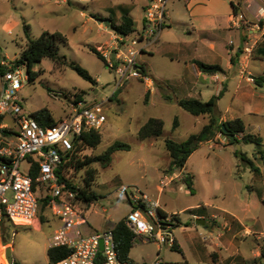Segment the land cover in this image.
<instances>
[{
	"label": "rangeland",
	"instance_id": "1",
	"mask_svg": "<svg viewBox=\"0 0 264 264\" xmlns=\"http://www.w3.org/2000/svg\"><path fill=\"white\" fill-rule=\"evenodd\" d=\"M143 1L0 0V57L7 62H12L26 44L25 26H28L31 38L38 37L44 30L59 31L66 37L65 43L57 41V51L59 55L65 56L67 62L58 65L50 58H43L35 63L33 69L41 72L33 81L27 80L18 92L23 109L30 114L47 109L58 121L69 114L70 102L75 92L83 91L86 99L95 97L100 100L109 97L113 89L114 73L89 47L113 35L114 31L106 27L100 18L111 13L113 19L118 21L120 12L117 6L123 5L129 7L131 15L138 20L142 14ZM174 1H168L166 8L169 11ZM171 27L174 28V24ZM177 30V35H182L181 29ZM248 46L250 57H256L253 51L255 45ZM70 64L86 69L96 82L83 78ZM262 64L264 62L261 61L253 64V70L264 71ZM132 81L109 97L104 109L106 121L101 131V142L97 148L83 152L86 155L99 154L116 139L130 145L129 150L113 152L108 167L103 168L99 163L89 166L95 169L93 190L99 195L86 214L88 223L92 226L105 224L108 228L126 217L132 206L129 195L135 188H140L149 195L156 194L162 172L171 173L168 170L169 155L164 147V139L170 137L183 140L187 133L196 129L192 124L194 117L183 109L179 110L188 117L181 116L180 127L172 129L171 123L176 112L163 109L158 104H145L143 86L133 84ZM1 87L0 80V90ZM94 89H97V93H94ZM150 116L162 117L165 121L163 133L156 138L141 141L137 138V130ZM245 119L249 130L264 135V119L255 120L251 115H247ZM221 138L224 143L227 142L224 135ZM239 145L238 148L237 144L224 146L220 142L217 145L204 142L190 154L185 165L193 175V193L186 188L182 180L183 174L180 173L169 185L174 190L165 188L162 191L160 203L176 211L185 206H189L187 209L202 206L194 212L205 214V222L197 223L192 218L191 211L177 212L181 221L175 226L174 235L178 239L180 250L168 245L159 247L152 241L135 240L129 252L132 264H153L155 261L158 264H226L221 258L238 250L245 256L252 255L251 249L256 247L257 241L247 234L245 238L242 237L219 251L213 244L218 229L212 225L209 217L212 211L219 214L220 219L222 215L229 213L241 218L253 215L264 223V203L260 200L264 197V145ZM235 149L245 152L258 169L252 170L248 163L234 154ZM27 166L26 162H22L21 171L26 172ZM83 173L84 169L74 173L73 178L81 183ZM122 185L128 187L129 195L118 190ZM245 204L251 207L250 213L241 209ZM223 209L228 212H223ZM37 219L42 226L39 229L35 223L17 228L11 224L0 225V264H9L4 256L5 248L11 246L7 244L10 242L14 245L11 255L15 264H46L44 245L51 231L49 216L39 209ZM85 226L87 224L81 228ZM230 234L232 232H228L224 238ZM258 241L264 243L262 240ZM218 251L221 257L215 261L213 253Z\"/></svg>",
	"mask_w": 264,
	"mask_h": 264
},
{
	"label": "built area",
	"instance_id": "2",
	"mask_svg": "<svg viewBox=\"0 0 264 264\" xmlns=\"http://www.w3.org/2000/svg\"><path fill=\"white\" fill-rule=\"evenodd\" d=\"M168 1L148 0L140 29H134L129 34H116L110 45L100 43L95 46L106 67L114 73L109 97L132 79H146L137 57L144 47L158 40L165 26ZM259 11L264 13V6H260ZM241 19V15L234 14V25L239 26ZM244 52H250L248 45L244 47ZM215 78L218 76L215 75ZM0 80V115L4 116L0 129L11 127L14 131L8 136L0 132V221L6 218L14 225L31 223L39 213L38 194L39 188L43 187L50 195L47 214L58 221L50 234L49 247L68 250L53 264H132L120 259L111 227L90 234L82 233L81 225L85 219L68 200L74 196V191L65 188V183L60 182L56 175V169L71 150L75 136L82 131H102L106 121L104 109L109 97L96 100L95 97L86 99L85 95L80 99L73 96L69 114L52 126H43L23 109L18 96L28 80L25 67L0 58ZM22 162L28 165L26 172L20 169ZM33 167L37 169L36 185L31 175ZM176 172L173 170L159 178L161 192L180 174ZM118 190L128 194L126 185ZM62 194L65 198L59 200ZM129 200L132 206L126 215V224L134 235L133 241H152L159 247L176 244L174 228L180 224L174 216L176 213L163 211L160 200L140 188L131 192ZM222 233L223 230H220L219 236ZM258 238L264 240V234ZM153 264L158 263L155 261Z\"/></svg>",
	"mask_w": 264,
	"mask_h": 264
},
{
	"label": "crops",
	"instance_id": "3",
	"mask_svg": "<svg viewBox=\"0 0 264 264\" xmlns=\"http://www.w3.org/2000/svg\"><path fill=\"white\" fill-rule=\"evenodd\" d=\"M147 3L148 0L143 1L142 14L138 20L131 15L129 8V13L135 21L134 29L142 27L143 10ZM233 4L236 8H234ZM260 6H264V0H175L172 2L171 10L167 9L165 26L161 30L158 40L144 47L137 57L146 74V79H135L134 81L136 82L132 81L133 79L130 80L133 84L137 85L138 83L143 86V102L145 104H158L163 109L176 112L178 116H175L179 118L178 126L173 127L172 120V129L180 127L181 116L188 117L179 110L182 108L178 105L177 100L181 98H197L206 101L216 96L215 104L220 116L219 120L221 121L240 117L245 124V117L247 115L253 116L255 120H263L264 81L261 84H256L254 76L264 75V71H254L253 68L255 66L253 64H256L258 61L263 63L264 59L257 55L256 57H250V52H244L246 45L251 44V47H254V45L264 39V13L259 11ZM234 14L242 16L239 26L233 23ZM171 24H174V28L171 27ZM177 29H181L182 35H177ZM115 36L116 33L113 32L110 38L102 42H95L93 46L95 47L100 43L110 45ZM253 60L255 63L252 64ZM197 61L206 64H217L222 70L213 73L203 71L197 65ZM262 65L264 70V64ZM215 75L218 76L217 79ZM130 81L127 83H130ZM146 92L148 93V98L145 102L144 97ZM163 94L171 95L172 99L166 100ZM192 116L194 117L192 124L196 129L193 132L187 133L185 139L190 134L197 133L208 122L207 115ZM158 117L162 118L161 116ZM163 122L165 126V121L163 120ZM245 127L246 131L253 132L249 130L246 124ZM221 135L219 133L213 140L205 142H212V144L215 143L216 145L220 142L224 145L225 143L221 138L223 135ZM174 171L182 174L190 173L186 165L182 169H175ZM162 174L164 173L162 172ZM169 185L167 188L170 191L174 190ZM150 195L158 198L161 202L162 192L160 190L156 194ZM262 198H260L261 201ZM198 207L192 206L191 208ZM161 208L167 213H176L180 222L181 217L177 212H185L189 206L182 207L178 211L170 209L169 206H162V204ZM241 209L245 213L251 212V207L248 204L241 206ZM223 212L228 211L223 209ZM47 215L49 216L51 231L47 238V243L44 245V250L46 264H53L49 260L47 249L49 247L50 234L58 224V221L54 216ZM191 215L195 219H205L206 216L203 213ZM209 217L212 220V225L217 227L218 233L221 229L223 230L221 236L217 233L216 238L213 239V244L219 251L224 250L233 242L238 241V239L245 238V234L254 237L257 241L256 247L251 249V256H245L238 250L221 258L224 263L244 264L245 261L260 256L261 249L264 250V243H259L258 240L262 239H259L258 236L264 234V223L259 217L252 215L241 218L229 213L222 215L220 219L219 214L215 211H212ZM33 223L36 224L38 229L42 227L37 218L32 220L31 223L22 225H14L6 218L0 221V225L11 224L16 228L31 226ZM86 224L87 226L83 229L81 228L83 234H90L106 228L105 224L90 225L87 218L81 227ZM228 232H232V234L225 239L224 237ZM175 241L179 247L176 236ZM7 244H11L9 247H11V250H14V245L11 242ZM219 251L213 253L212 258L215 261H218L221 257Z\"/></svg>",
	"mask_w": 264,
	"mask_h": 264
},
{
	"label": "trees",
	"instance_id": "4",
	"mask_svg": "<svg viewBox=\"0 0 264 264\" xmlns=\"http://www.w3.org/2000/svg\"><path fill=\"white\" fill-rule=\"evenodd\" d=\"M234 6V4H233ZM120 17L118 21H115L110 14L108 17L100 19H107L110 21V28L116 34H129L134 31L135 21L129 13V7L118 5L117 6ZM234 8H236L234 6ZM112 12V11H111ZM261 24V21L259 20ZM25 33L27 42L24 47H21L19 55L12 61L14 65H22L25 67L28 80L33 81L41 70H34L35 63L40 62L43 58H50L56 64L62 65L67 62L65 56H61L57 51V41L66 42V37L59 31L44 30L36 38H31L27 30L28 26H25ZM90 51L93 52L99 59L104 61L102 55L96 50L95 47L90 46ZM254 53L264 59V39L258 42L254 47ZM1 58V57H0ZM2 59V58H1ZM197 65L203 71L217 72L222 68L217 64H206L200 61L196 62ZM79 75L86 80L95 83V79L90 73L79 65L70 64ZM2 71V70H1ZM264 81V75L254 76V82L261 84ZM122 89V88H121ZM95 91V89L93 90ZM117 93V92H116ZM116 93L112 94L114 96ZM83 91H78L73 94L75 99H80L84 96ZM110 96V97H111ZM166 100H171L172 96L169 94H163ZM148 93H145L144 101L146 102ZM178 105L190 113L191 115H207L208 122L205 123L197 133L190 134L186 139L175 140L170 137L164 139V147L169 155L168 170L173 171L175 169H182L189 155L203 142L213 140L219 133L227 138V142L224 145L229 144H256L264 145V136L246 131L245 124L240 117H234L229 120H219V113L214 103V99L202 101L197 98H181L177 100ZM40 125L52 126L56 123V120L51 116L47 109H41L31 114ZM4 122V116L0 115V124ZM224 125L226 131L235 136V139L231 141L222 128ZM173 127L178 126V117L173 118ZM164 129L163 119L160 117L150 116L147 120L138 128L137 138L141 141L156 138L162 135ZM0 132L4 136H8L14 133L11 127L1 128ZM102 139L101 131L90 130L82 131L81 134L75 136L72 141V148L62 158V162L56 169V175L60 182L65 183V188L72 189L74 196L69 198L70 204L86 219V214L91 209V206L98 200L99 195L93 190V184L95 181V169L89 166L93 163H99L103 168L108 167L111 164L112 153L117 150H129L130 145L127 142L116 139L114 140L104 151L99 154H83L84 150L94 149L100 144ZM234 154L239 156L241 160L248 163L252 170H257L254 162L249 158L245 152L235 149ZM84 169L81 183L73 178V174ZM34 185L37 184L36 175L37 169L33 167L31 172ZM190 173H183V182L190 193H193V179ZM62 194L58 199H64ZM50 199L49 193H45L44 188H39L38 201L40 209L47 214L48 201ZM264 203V197L262 198ZM80 206V207H79ZM202 206L198 208H190L191 214H197L200 212H194V210H200ZM179 221L178 215H174ZM43 217V216H42ZM42 217L40 220L42 221ZM111 229L114 233V239L117 246L118 254L121 260L124 262H130L129 252L134 246L133 233L126 224V217L116 221L112 224ZM5 243V242H4ZM172 248L180 250L175 244ZM68 253L66 248L48 247L47 255L51 263L63 258ZM214 260V259H213ZM244 264H264V250L261 249L260 256L252 260L245 261Z\"/></svg>",
	"mask_w": 264,
	"mask_h": 264
},
{
	"label": "water",
	"instance_id": "5",
	"mask_svg": "<svg viewBox=\"0 0 264 264\" xmlns=\"http://www.w3.org/2000/svg\"><path fill=\"white\" fill-rule=\"evenodd\" d=\"M101 22H103L105 24V26L110 27V21L109 20L104 19V20H101ZM215 101H216V99H214V103H215ZM222 128H223L224 132L227 134L226 136L231 141H233L235 139V136L233 134L228 133L226 131V129H225V127H224L223 124H222ZM237 147L239 148L240 145L237 144ZM195 221L197 223H204L205 222V219H203V218H196ZM100 249H102V243H100ZM5 257H6V259H7V261H8L9 264H14L13 259H12V255H11V247H9V246L5 248Z\"/></svg>",
	"mask_w": 264,
	"mask_h": 264
}]
</instances>
